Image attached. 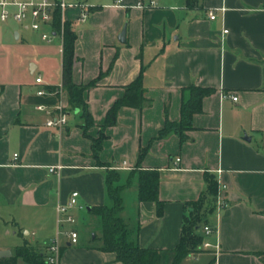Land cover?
I'll list each match as a JSON object with an SVG mask.
<instances>
[{
    "label": "crops",
    "instance_id": "1",
    "mask_svg": "<svg viewBox=\"0 0 264 264\" xmlns=\"http://www.w3.org/2000/svg\"><path fill=\"white\" fill-rule=\"evenodd\" d=\"M66 1L92 5L85 22L79 20V7L66 8L63 20L77 34L73 81L98 79L84 94L94 125L86 135L82 112L69 108L62 37H41L47 46L38 49L26 24L0 20V244L1 236L12 232L9 224L19 230L23 243L18 246L53 242L60 229L57 206L78 191L85 208L74 209L76 224L63 229L76 230L79 240L59 235L64 248L59 264H124L115 253L99 250L102 225L91 211L112 205L106 185L110 168L120 172L119 185L132 177L122 191L120 212L128 239L140 247L171 250L181 238L185 203L200 198L209 173L216 176L226 206L209 216L213 231L205 242L211 246L182 264L204 252L205 264H264V0H199L195 7L187 0H156L145 9L135 5L151 0H124L120 7L113 0ZM212 8H217L214 20L208 16ZM52 67L55 76L47 75ZM142 68L150 104L123 107L117 124L103 130L108 110ZM39 76L42 84L36 83ZM191 85L215 92L194 116L189 139L170 134L155 140L166 106L169 119L180 120L182 89ZM49 86L57 93L37 94ZM38 105L53 109L54 116L58 105L65 107L66 124L47 126L49 115ZM101 130L107 137L99 160L107 165L98 164L92 152V138ZM144 147L148 150L139 161ZM52 166L60 168L50 172ZM139 167L160 173L161 217L154 202L139 200Z\"/></svg>",
    "mask_w": 264,
    "mask_h": 264
},
{
    "label": "trees",
    "instance_id": "2",
    "mask_svg": "<svg viewBox=\"0 0 264 264\" xmlns=\"http://www.w3.org/2000/svg\"><path fill=\"white\" fill-rule=\"evenodd\" d=\"M199 0H187L189 7L198 5ZM53 27L55 32L62 34V85L69 94V108L80 110L85 120L83 126L86 135L87 130L94 125L92 114L88 110L84 98L85 91L93 87L98 79L88 84H76L73 81V67L75 61V43L77 34L73 30L72 23L62 18V11L57 8L54 12ZM49 91H56V87H47ZM215 92L214 88L191 85L182 89L181 116L179 121H172L168 117V107L165 108V124L155 136V140L163 139L170 134H177L182 142L189 139L188 132L193 129V119L203 108V100ZM150 101L145 96L144 68L139 76L125 86V94L117 99L107 112L102 129L115 126L118 122L119 112L123 107L143 109ZM101 130L99 135L92 138V152L98 164H104L99 160V154L103 142L107 137ZM148 147L139 151V161L142 160ZM139 179L138 196L140 201H152L156 204V212L159 217L164 213L165 202L159 197L160 173L156 169L137 170ZM120 172L108 169L106 172L107 194L112 205L92 207L91 211L100 218L102 225V245L99 250L113 252L116 259L124 264H182L192 254L202 252L205 243L204 227H212L209 216L217 208L219 194V182L214 174L205 175L206 188L197 201L185 203V215L183 219L181 238L177 246L171 250H157L140 247L128 239L127 226L120 216L123 209L122 191L132 183V177L125 185H119ZM64 251L61 248L60 257ZM21 258L27 264H50L47 254L38 247L30 245L18 246L11 257L0 259V264H17ZM210 264H215L212 260Z\"/></svg>",
    "mask_w": 264,
    "mask_h": 264
},
{
    "label": "built area",
    "instance_id": "3",
    "mask_svg": "<svg viewBox=\"0 0 264 264\" xmlns=\"http://www.w3.org/2000/svg\"><path fill=\"white\" fill-rule=\"evenodd\" d=\"M124 0H113V6L120 7L123 6ZM157 5L156 0H151L149 4L144 2H138L135 7L140 9H145L148 7H154ZM69 7H79L81 9L79 20L85 22L89 16L92 5L86 2H68L66 0H0V20L2 22L14 21L21 25H27V27L32 30L39 31L41 33V37L43 40L50 41L51 37L54 35L62 34L55 32L53 27L54 20V12L57 8H60L63 12L66 8ZM224 10V8H220ZM217 8H212L208 11V16L211 20L216 18ZM227 32V31H225ZM36 83L42 84L43 79L41 76L36 78ZM57 91H49L47 88H41L38 90V95H46V94H55ZM230 97L237 101L238 97L235 94L230 95ZM38 110L45 111L49 115V118L46 122L49 127H61L64 126L67 122V111L66 108L62 105H58L55 109L57 113L54 116V110L48 108L45 105H38ZM15 156H17L15 154ZM179 160V159H178ZM60 168V166H52L49 168L50 172H55L56 169ZM225 187V186H224ZM224 189V188H223ZM79 192L73 191L70 195L69 200L66 203H61L57 206V211L59 214L58 222L60 225V229L58 231L57 237L53 240L51 245L47 247V261L50 264H59L60 261V234L66 235L70 238L72 243H78L79 234L74 229L64 230V224L74 225L77 222L75 214L73 210L76 208L84 209L85 206L79 204ZM226 206V199L222 192L219 190V194L217 197V207L218 209ZM213 229L210 226L204 227V232L206 235L211 234ZM204 247H210L211 244L209 242H205Z\"/></svg>",
    "mask_w": 264,
    "mask_h": 264
},
{
    "label": "rangeland",
    "instance_id": "4",
    "mask_svg": "<svg viewBox=\"0 0 264 264\" xmlns=\"http://www.w3.org/2000/svg\"><path fill=\"white\" fill-rule=\"evenodd\" d=\"M31 36H32V41L36 44V46L38 47V49H42L43 48H46V44L44 43V41L41 39V36L38 32H35L33 31L32 29L29 30ZM59 35H56V36H52L51 39L52 40H57L59 39ZM60 45V44H59ZM29 68H30V65H29ZM55 70L56 68L52 67L51 71L49 73H47V75H51V76H55ZM43 76L46 77V73L44 72L43 73ZM76 217V216H75ZM77 219V218H76ZM79 222H81V220L79 219ZM11 229H12V232L9 233V234H3L1 236V239L4 240V243L2 246V244H0V251L1 250H4V249H8V250H11L13 252H15L16 250V247L20 244L23 243V240L21 238V235L19 234V230L13 228L12 224H9ZM97 225V224H96ZM94 226V224H93ZM15 231H17V233H14ZM62 236V234H60V237ZM57 237V234L56 236ZM207 237L208 235H205V241L207 240ZM52 243V239L51 240H44V241H41L40 244H39V249L42 251V252H45L46 253V247L48 245H51ZM207 254L204 253H201L200 255H198V257L194 258L190 264H205V258H207ZM17 264H27L26 262H24L21 258L18 259V262Z\"/></svg>",
    "mask_w": 264,
    "mask_h": 264
},
{
    "label": "water",
    "instance_id": "5",
    "mask_svg": "<svg viewBox=\"0 0 264 264\" xmlns=\"http://www.w3.org/2000/svg\"><path fill=\"white\" fill-rule=\"evenodd\" d=\"M119 40L121 42H123V43L126 41V28H124L122 30L121 34L119 35ZM12 255L13 254H12V251L11 250H1L0 251V259L7 258V257H11Z\"/></svg>",
    "mask_w": 264,
    "mask_h": 264
}]
</instances>
